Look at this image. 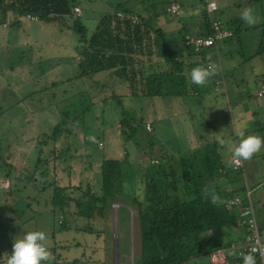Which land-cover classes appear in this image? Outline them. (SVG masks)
Instances as JSON below:
<instances>
[{
  "label": "rangeland",
  "instance_id": "obj_1",
  "mask_svg": "<svg viewBox=\"0 0 264 264\" xmlns=\"http://www.w3.org/2000/svg\"><path fill=\"white\" fill-rule=\"evenodd\" d=\"M169 1L75 0L80 12L74 13L80 15L79 22L89 30L100 16L112 11L116 3L125 2L127 6L136 7L138 14L154 17V23L166 32L167 38L168 30L174 27L175 37L183 26H186L185 32L192 35L194 29H189L185 19L189 12L197 14L203 10L204 0H175L180 5L179 16L165 11ZM214 1L217 10L213 16L232 32V37L221 41L217 50L226 74L225 84L219 86V81L210 78L190 92L182 87L180 96L170 95L165 86L163 92L167 93L163 96L132 95L121 77L105 71L81 76L78 33L54 21L32 22L23 18L18 22L13 14H8L4 22L8 26L3 29L0 24V72L7 81L0 88V178L11 177L8 179L12 187L11 171L15 168L27 177L30 171V177L37 155L41 154L40 170L54 165L53 172L50 168V178L54 175L53 179L61 186L90 183L97 188L103 158L122 161L132 178L135 162L149 171L162 167L163 161L157 167L150 162L159 159L158 150L162 147L171 148L172 153L186 154L201 144L215 143L223 165L218 186L238 196L246 189L252 192L255 222L259 237L264 240V148L245 161L248 169L245 167L247 173L245 169L243 173L242 168L235 171L228 164L232 159L230 146L226 143L221 147L217 143L218 137L235 141L244 126L246 134L254 133L264 139V93L256 96L264 74V54L256 55L264 41V0L252 5L248 4L250 0ZM249 6L257 17L252 25L244 23L239 15ZM208 53L203 52V56ZM212 55L216 58L215 51ZM186 85L189 89L191 84ZM20 97V102L12 99ZM118 100L122 110L117 105ZM121 111L145 122V131L138 128L132 138L126 139V134L131 135L127 125L121 129L118 124ZM149 142L154 145L152 150L147 148ZM51 148L55 149L54 153ZM173 155V166L177 170L175 156L178 153ZM177 187L178 196L182 197L179 180ZM45 195L40 199L39 189L20 179L16 180L11 193L0 191L2 253H11L12 236L24 230H42L47 235L45 246L56 245L55 255L50 256L46 264L131 262L134 211L120 202L113 203L109 219L104 222L102 217L82 218L72 204L62 215L63 224L58 226L59 215L50 210ZM39 204L41 209L37 208ZM125 207L129 209V218ZM104 225L112 236L109 261L106 248H102ZM117 236L120 252L116 249Z\"/></svg>",
  "mask_w": 264,
  "mask_h": 264
},
{
  "label": "trees",
  "instance_id": "obj_2",
  "mask_svg": "<svg viewBox=\"0 0 264 264\" xmlns=\"http://www.w3.org/2000/svg\"><path fill=\"white\" fill-rule=\"evenodd\" d=\"M258 1L250 0L248 4ZM202 5L201 33L197 36L204 37L212 33V29L205 15L204 1ZM74 8H80L75 0H0V24L6 21L8 14H29L40 21H54L59 26L69 27L79 34V75L90 76L102 71L112 73L121 77L127 83L129 93L136 96H163L167 93L163 92L164 86L170 95L180 96L179 89L182 87L185 91H193L196 85L189 81V69L204 66L202 61L206 58L211 62L216 60L212 50H208V55L204 57L203 51L195 53L184 43L167 38L164 30L154 23V17L138 14L136 7L127 6L125 2L116 3L113 10L100 16L89 30L81 25L80 15H75ZM221 26L231 33L228 37L231 38V30L222 22ZM261 54H264V41L256 52V55ZM197 56L202 61H195ZM213 75V81H219V86L225 84L222 72L216 69ZM262 82L261 88L264 86V74ZM189 83L191 85L186 89ZM117 105L122 110L121 101L118 100ZM118 124L121 129L128 126L131 136L126 134V139L132 138L138 128L145 131V122L122 111ZM41 143L44 144V141ZM149 143L147 148L152 150L154 145ZM50 150L51 153L55 151ZM158 151L159 159L150 162L157 167L163 161L162 167L149 171L135 162L131 164L135 167L132 178L126 168L128 166L122 161L103 158L97 188L90 183L61 186L53 179L54 175L50 178V168L53 172L54 165L40 170L43 161L40 154L37 155L35 170L26 183L39 189L40 199L46 194L44 199H47L45 202L50 205V210L61 217L72 204L82 218L96 220L102 217L104 222L109 219L113 203L120 202L134 211L131 222L135 236L131 240L130 232H127L128 243L132 241L131 262L126 260L127 264H199L201 261L207 264L205 256L209 252L229 246L231 242H239L234 228L245 232L242 219L229 205L236 192L217 184L223 171L217 147L215 143L201 144L186 154L179 153L175 156L178 158L177 170L173 166V153L164 147ZM177 180L182 183V197L178 196ZM211 194L218 197L215 204L210 202ZM111 237L107 227L102 229V248H106L108 261ZM118 237L116 249L119 251ZM227 260L229 264H241V256H237L236 252H229Z\"/></svg>",
  "mask_w": 264,
  "mask_h": 264
},
{
  "label": "built area",
  "instance_id": "obj_3",
  "mask_svg": "<svg viewBox=\"0 0 264 264\" xmlns=\"http://www.w3.org/2000/svg\"><path fill=\"white\" fill-rule=\"evenodd\" d=\"M205 1V15L207 21L210 23L212 33L207 34L204 37L201 36H190L185 33L183 35V43L193 49L195 53L204 52L208 50L215 51L216 60L211 62L208 58L202 61L201 57L197 56L198 61H202L204 66L208 64L215 65L216 69L222 72V67L217 56L218 44L227 39L230 36V32L221 26V21L213 17V13L217 10V5L213 0ZM180 5L177 2H171L166 7V12L170 15L179 16ZM76 13H79L77 8H74ZM28 19L31 21H37L38 19L29 14L26 15H15L14 20L19 21L20 19ZM131 18V17H130ZM133 21L136 19L131 18ZM7 24H2V27H6ZM264 93V86L257 93V96H261ZM148 130V124L146 125ZM231 167L234 170L242 168V161L231 160ZM11 183L9 179H0V190L9 191ZM250 192L248 189L245 190L243 198L242 196H234L229 205L235 209L238 216L242 219V223L245 225V232L238 243L231 242L229 246L217 248L209 252L205 259L207 264H229L227 260V254L229 252H236L237 256H241V253L251 252L256 257V264H264V240H261L258 233V228L255 222L253 206L251 202ZM62 218V217H60ZM199 264H203L202 261Z\"/></svg>",
  "mask_w": 264,
  "mask_h": 264
},
{
  "label": "clouds",
  "instance_id": "obj_4",
  "mask_svg": "<svg viewBox=\"0 0 264 264\" xmlns=\"http://www.w3.org/2000/svg\"><path fill=\"white\" fill-rule=\"evenodd\" d=\"M239 15L240 19L248 25L257 21L254 9L250 6L243 8ZM215 71L216 67L213 64L197 65L189 69L188 78L192 84L203 85ZM217 143L221 147L226 143L230 146L231 157L234 161H246L264 148V139L254 133L246 134V126L241 128L235 141H226L223 137H218ZM209 199L215 204L218 197L211 194ZM46 239L47 235L42 230L21 231L11 237V253H0V261H3V264H46L50 259V251L45 246ZM241 264H256V257L251 252L241 253Z\"/></svg>",
  "mask_w": 264,
  "mask_h": 264
},
{
  "label": "crops",
  "instance_id": "obj_5",
  "mask_svg": "<svg viewBox=\"0 0 264 264\" xmlns=\"http://www.w3.org/2000/svg\"><path fill=\"white\" fill-rule=\"evenodd\" d=\"M172 1H175V0H170V2H172ZM214 1V0H213ZM169 2V3H170ZM176 2V1H175ZM215 2V1H214ZM216 3V2H215ZM201 12H202V10L200 9L199 10V12H197V14L196 13H188V16L186 17L187 19H185V22L187 23V25L189 26V29L191 30V28H193L194 29V32H192V34L193 35H200V33H201V26H202V17H201ZM198 16V17H197ZM14 17V16H13ZM217 17V16H216ZM182 19V18H181ZM31 21V20H30ZM19 22V21H18ZM33 22V21H32ZM180 23H181V21H180ZM8 26V25H7ZM6 26V27H7ZM2 27V26H1ZM6 27H2L3 29H5ZM176 28L174 27L173 29H170V30H168L169 32H168V35H169V39H171V40H173V41H175V42H179V44H182L183 43V40H182V36L186 33L185 31H186V26H183L182 28H180V32H178V36L177 37H175V35L173 34V30H175ZM166 33V32H165ZM188 34V33H187ZM166 35V34H165ZM218 47H219V44H218ZM220 60V59H219ZM2 66H0V68H1ZM5 67V66H4ZM3 67V68H4ZM222 73L223 74H225L224 73V68H222ZM226 76V74L224 75V77ZM211 78V79H210ZM209 79L210 80H215V77H214V75H212L211 77H210ZM208 79V80H209ZM207 80V81H208ZM6 81V80H5ZM5 81H4V79L2 78V76H1V72H0V88H2L3 86H4V83H5ZM7 82V81H6ZM6 85V84H5ZM260 89H261V86H260ZM260 89H259V91H260ZM259 91H257V93L259 92ZM12 96H14V95H12ZM257 96V95H256ZM13 100H14V102H20L21 101V97H20V99H17V98H12ZM167 147H168V145H167ZM168 151L170 152V153H172L171 152V148H168ZM174 153H180L179 151H174L173 152V154ZM24 154H25V152H24ZM26 155V154H25ZM23 156L24 155H22V157L21 158H23ZM232 160V159H231ZM231 160L228 162V164H230L231 163ZM242 161V169H243V173H244V169H245V167H247V169H248V165H247V162H245V160H241ZM241 169V170H242ZM248 171V170H247ZM12 173H13V175L14 176H12L13 178V184H12V187H11V190H9L10 192H12L13 191V189H14V184H15V182H16V180L17 179H20V180H27L28 181V178H29V174H30V171H28V177H27V175L25 174V173H23L22 171H20V170H18L17 168H15L14 170H12L11 171ZM245 173H247L246 172V169H245ZM4 178H9V179H11V177H9V176H4L3 178H0V179H4ZM26 184H28V183H26ZM0 191H2V192H7V193H10L9 191H3V190H0ZM250 197H252V192H251V194H250ZM39 207H37V208H39V209H41V205L39 204L38 205ZM38 209V210H39ZM37 210V211H38ZM61 217V215L59 216V218H58V226H61L62 224H63V217L62 218H60ZM234 234H235V236L237 235L238 236V238L239 239H241V237L243 236V230H240V229H238V228H234ZM46 248H48V250L50 251V256H54L55 255V248H56V245H53V246H51V247H46ZM0 253H2V249L0 248ZM8 254V253H7ZM10 254V253H9ZM0 264H3V262L2 263H0Z\"/></svg>",
  "mask_w": 264,
  "mask_h": 264
},
{
  "label": "water",
  "instance_id": "obj_6",
  "mask_svg": "<svg viewBox=\"0 0 264 264\" xmlns=\"http://www.w3.org/2000/svg\"><path fill=\"white\" fill-rule=\"evenodd\" d=\"M48 249V248H47ZM3 261H0V263H2Z\"/></svg>",
  "mask_w": 264,
  "mask_h": 264
}]
</instances>
